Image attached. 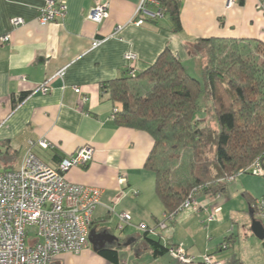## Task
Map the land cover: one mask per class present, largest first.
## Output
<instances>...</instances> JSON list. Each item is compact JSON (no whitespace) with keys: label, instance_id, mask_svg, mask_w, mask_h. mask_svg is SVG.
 Here are the masks:
<instances>
[{"label":"crops","instance_id":"0c3cea01","mask_svg":"<svg viewBox=\"0 0 264 264\" xmlns=\"http://www.w3.org/2000/svg\"><path fill=\"white\" fill-rule=\"evenodd\" d=\"M63 1L66 16L44 25L39 16L45 0H0V169L20 164L18 158L23 160L32 140L45 138L55 144L52 149L33 147L41 159L54 166L90 144L95 148L93 160L66 175L72 182L102 188L101 203L94 213L97 230L109 222H117L118 227L121 212H130L133 222L137 219L155 225L165 208L155 191L154 173L144 166L153 138L145 131L116 124V105L101 94V82L120 77L129 64L137 71L147 68L166 47L183 62L189 61L187 45L199 38L264 41V0H181L180 32L172 29L167 15L136 24L140 0ZM106 2L110 7L103 22L86 19L90 8ZM14 16L25 18L26 23L15 27L11 22ZM7 34L10 40L2 42ZM129 51L137 54L136 61L126 60ZM60 70L63 74L57 76ZM48 80L49 91H37ZM76 87L81 88L80 93ZM23 92L28 95L16 105L13 99ZM237 177L228 182L220 197L196 193L199 211L180 212L158 236L150 237L165 246L183 244L197 259L212 253L226 264H264V241L252 230L254 219L264 225V216L252 213L248 200L234 203L241 192L254 196L257 187L242 176L240 184ZM263 177L258 179L264 192ZM215 206L222 207L221 213L210 220V209ZM132 233L125 242L134 238L130 245L139 246L138 252L132 256L134 249L121 248L120 262L184 264L168 253L154 255L143 237L136 242V236L143 233ZM91 245L77 255L63 253L54 262L72 264L93 258L100 264H113Z\"/></svg>","mask_w":264,"mask_h":264},{"label":"trees","instance_id":"16d2710c","mask_svg":"<svg viewBox=\"0 0 264 264\" xmlns=\"http://www.w3.org/2000/svg\"><path fill=\"white\" fill-rule=\"evenodd\" d=\"M159 1L172 29L180 32L181 0ZM187 47L202 60V80L193 77L183 60L166 47L147 68H134V75L127 68L120 77L101 82V94L108 95L118 109L113 113L116 124L152 136L144 166L154 173L156 194L169 213L196 188L211 196L222 195L226 179L245 171L257 158L264 167V41L208 37ZM27 95L21 93L14 103ZM202 98L218 129L207 122V116L199 115L204 111ZM243 195L255 213L256 199L248 192ZM136 237V242L143 237L154 255L168 252L147 233ZM122 246L114 244L98 253L118 264Z\"/></svg>","mask_w":264,"mask_h":264},{"label":"built area","instance_id":"2783aa9c","mask_svg":"<svg viewBox=\"0 0 264 264\" xmlns=\"http://www.w3.org/2000/svg\"><path fill=\"white\" fill-rule=\"evenodd\" d=\"M234 1L229 0V3ZM109 7V2L93 6L88 10L86 19L97 24L103 22L108 16ZM66 13L65 1L45 0L39 20L45 25L65 17ZM136 14V24H143L145 19L165 16L159 0H140ZM11 22L16 27L25 24L26 20L21 16H14ZM9 40L10 34L1 38L2 42ZM97 44L98 42L95 43ZM125 58L130 63L136 61L138 56L134 51H129ZM129 68V73L134 75V67L129 64ZM62 74L63 70H60L56 75ZM49 81L38 87L37 91L47 93L50 89ZM75 91L80 93L81 88L76 87ZM117 110V107L114 108L113 113ZM35 145L44 149L55 147L54 143L45 138L29 141L30 148L18 167L0 169V264H51L63 253L80 254L91 245V231H98L93 223L95 210L101 203L102 188L72 182L66 175L72 168L86 167L94 158L95 148L90 144L81 146L54 166L33 151ZM245 171L264 176L260 158ZM234 179L235 176H230L226 181ZM201 189L202 187L194 189L176 211L165 212L155 225L140 222V232L158 236L180 212L187 209L199 211L201 206L195 195ZM219 196L220 194L216 195ZM254 208L257 215L264 216V196L256 200ZM221 210V206L210 209L209 219H218ZM118 216L120 230H124L133 219L130 212H121ZM167 248V253L172 258L184 264H226L212 253H206L201 259H197L183 244H169Z\"/></svg>","mask_w":264,"mask_h":264},{"label":"rangeland","instance_id":"374dc122","mask_svg":"<svg viewBox=\"0 0 264 264\" xmlns=\"http://www.w3.org/2000/svg\"><path fill=\"white\" fill-rule=\"evenodd\" d=\"M191 59L189 61H185L184 64L186 65V68L187 70L191 73V75L193 77H196L197 79L199 80H202V77H203V69H202V60L199 56L195 55V56H190ZM201 102H202V105H203V108H204V111H202L199 115L202 116V117H205L207 116V122L215 129H218L219 128V124H218V121L215 117H213V115L211 114V112L209 111V104L205 101L204 98L201 99ZM19 161L21 163L22 161V156H20L19 158ZM21 159V160H20ZM19 165V162H14L13 163V166L11 167H6L4 165V167H2L3 169H15L16 167H18ZM151 172V171H150ZM153 173V172H152ZM239 174L237 175H233L235 176V179L236 177L238 176ZM242 176L245 177L247 179L248 182L250 183H254L257 187V192L254 193V196L251 195L254 199L258 200L260 198H262L264 196V192H263V189L261 187V182H260V179H258L259 176L257 175H254L252 173H242V175H239L237 178L239 180V178ZM241 180V179H240ZM240 180L238 181L240 184ZM263 180H264V177H263ZM234 184V183H233ZM221 196V195H220ZM219 196V197H220ZM216 197V196H215ZM241 199H245L246 202H247V198L244 197L243 195V192L240 193V196H238L235 200H234V203H239ZM248 203V202H247ZM119 215V214H118ZM160 215V218H162V216L164 215L162 212ZM136 222H133V220L131 221V224L130 225H127L126 227L130 226L129 228L127 229H124V230H120L118 227H117V222H109L107 224H103V226H98V230L105 227L106 229H109L110 231L114 232L115 235H117L121 240H124L126 238H128L129 235L133 234L132 232H140L139 230V227H138V223L140 221H137V219L135 220ZM126 225V224H125ZM125 227V228H126ZM166 232V231H165ZM123 245V244H121ZM134 245H129V246H123L121 248H124V249H128L129 251L131 249H134L135 253L132 254V256H135V254H137L138 252V249H139V246H135L133 247ZM91 248L94 250V247L93 245H91ZM141 254H146V252L142 251ZM77 255V254H76ZM100 255V254H98ZM102 256V255H100ZM103 257V256H102ZM133 259H137V258H133ZM60 263V262H59ZM65 263L67 264V261L65 260ZM61 264H63L61 262ZM72 264H100V262L98 260H94L93 258H85L84 260H81V261H78L76 263H72Z\"/></svg>","mask_w":264,"mask_h":264},{"label":"water","instance_id":"95a60500","mask_svg":"<svg viewBox=\"0 0 264 264\" xmlns=\"http://www.w3.org/2000/svg\"><path fill=\"white\" fill-rule=\"evenodd\" d=\"M252 230H253L254 234L258 238H260L261 240L264 241V225H263L262 221L254 219L253 222H252ZM104 232H107V234L109 235V237H110L109 243L110 244H114V243H118L119 245L122 244L120 242V238L117 235H115V234H113V233H111V232H109L107 230H104ZM100 234L101 233H98L96 231V229H93L91 231L90 242L93 245L95 251L101 250V248H98L96 246V243H95V240H94L95 237L99 236ZM133 241H134V238H131V239L127 240L126 242H124L123 245L124 246H129Z\"/></svg>","mask_w":264,"mask_h":264},{"label":"flooded vegetation","instance_id":"af4514ba","mask_svg":"<svg viewBox=\"0 0 264 264\" xmlns=\"http://www.w3.org/2000/svg\"><path fill=\"white\" fill-rule=\"evenodd\" d=\"M104 230L106 229H102V230H98L97 232L98 233H101L99 236L95 237V243H96V246L98 248H101V249H106L108 248L109 246L111 245H114V244H118V243H114V244H110L109 241H110V237L109 235L107 234V232H104ZM109 231V230H107ZM111 232V231H109ZM112 233V232H111ZM114 234V233H113ZM120 242L123 244L124 242L120 239ZM119 245V244H118Z\"/></svg>","mask_w":264,"mask_h":264}]
</instances>
